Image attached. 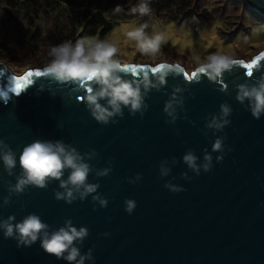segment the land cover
<instances>
[{"label":"water","instance_id":"1","mask_svg":"<svg viewBox=\"0 0 264 264\" xmlns=\"http://www.w3.org/2000/svg\"><path fill=\"white\" fill-rule=\"evenodd\" d=\"M242 1L264 20V0ZM261 52L264 48L249 61L237 60L250 63ZM159 63L128 64L150 70ZM44 67L14 73L0 61V140L17 155L13 176L0 161V220L11 215L19 222L34 213L49 225V231L69 219L78 229L86 227L89 235L76 245L81 254L92 249L94 259L85 264H264V115L255 119L246 109L247 101L242 105L235 98L237 84L255 82L264 75V59L251 76L237 64L216 81L194 75V68L182 73L178 69L164 85L157 82L147 93L143 116H132L124 108L123 118L116 116L112 119L117 123L106 125L90 115L83 99L88 82L59 84L47 77ZM29 72L39 75L17 87L15 78ZM169 101L171 115L163 111ZM225 102L232 108L231 123L222 131L208 128L214 116L219 119ZM225 136L224 159L217 163L221 153L212 152V144ZM37 139L61 140L81 154L95 150L96 156L84 158L93 168L88 182L99 184L97 193L68 204L55 199L54 191L63 189L59 181H50L46 188L29 185L22 194H10L8 182L15 184V174L21 172L19 154ZM189 149L198 163H203L207 150L213 157L212 170H201L199 176L189 170L182 160ZM161 161L171 168L163 178L159 176ZM107 167L112 169L108 176H96L97 170ZM69 171L65 170L64 179ZM182 172L191 179H182ZM136 174L142 179L129 183ZM168 181L185 191L170 192L164 187ZM96 194L108 200L107 207L92 201ZM7 196L11 201L4 205ZM126 199L136 202L131 214L125 211ZM0 264L68 262L45 253L39 239L31 246L17 247V241L5 239L0 230Z\"/></svg>","mask_w":264,"mask_h":264},{"label":"clouds","instance_id":"2","mask_svg":"<svg viewBox=\"0 0 264 264\" xmlns=\"http://www.w3.org/2000/svg\"><path fill=\"white\" fill-rule=\"evenodd\" d=\"M113 14L125 13L142 19L136 24L126 36L135 42L137 50L144 56L156 57L161 51L162 44L166 36L162 31H157L154 23L153 10L149 0H138L131 8L123 9L117 5ZM144 17L148 19L143 20ZM152 29L149 31V29ZM264 54V52H261ZM47 55L49 60L43 71L47 77L59 84L81 85L88 82L86 101L90 115L101 124H108L110 121L115 124L117 120L112 119L116 116L123 118V109H129V114L135 116L140 113L143 116L148 109L145 103L147 93L157 87V82L164 85L169 74L182 73L184 69L175 64L161 62L150 70H145L141 65H129L124 63L117 56L115 44L105 39H96L90 36L82 37L75 41H62L48 47ZM237 59L217 52H210L202 59H198L194 66V75L207 77L210 81H216L222 77L224 72L231 70L237 65ZM253 62V60L251 61ZM136 70L132 71L131 67ZM130 76L131 79L125 78ZM251 76V75H248ZM236 100L242 105L247 101L246 109L251 115L259 120L264 115V75H261L255 82H244L236 85ZM157 91L159 89L157 88ZM5 102H7V96ZM101 101H104L102 104ZM172 103L166 102L163 111L171 115L169 109ZM232 113V108L226 102L220 105V117H213L206 125L208 128H215L222 131L231 121L228 117ZM175 117L171 122H174ZM170 123V121H165ZM225 137H217L212 144V152H219L216 162L220 163L224 159ZM228 151H232L231 148ZM85 155L89 159L96 156L95 150L90 154H81L75 147L65 144L61 140L44 141L34 140L32 143L23 147L19 154V166L21 172L15 174L16 183L8 182V192L10 194H22L29 185L38 188H46L50 181H59V188L63 191H54L56 200H64L72 204L75 200L83 201L90 194L97 193L98 183H89L88 176L93 172L92 166L86 162ZM198 157L194 151L189 149L182 157L187 168L199 176L201 170L207 173L213 168V157L205 150L203 163H198ZM175 163V157L172 158ZM0 161H2L5 171L9 176L14 175L17 166L16 152L3 140H0ZM167 161H161L159 165V176L167 177L171 168L166 167ZM111 164V161H109ZM68 172L64 179L65 170ZM111 167L96 171V176H108ZM182 179H191L187 172L181 173ZM142 179L140 174H136L129 183H137ZM175 179V177H173ZM172 193H179L185 189L179 185L168 181L164 184ZM75 190V191H74ZM75 193H79L77 196ZM11 201L10 196L3 200L4 205ZM92 201L98 202L101 207H107L108 200L101 195H92ZM125 211L131 214L136 208V202L126 199ZM95 210V208L93 209ZM0 230L3 231L5 239L12 238L17 241V247L31 246L40 240V247L43 251L57 259H63L68 264H85L86 260H93L92 249L81 254L77 243L83 241L89 235L86 227L73 226L72 221L66 220L64 226L54 231H49V225L43 222L39 215L30 213L16 222L15 216H8L7 219L0 220ZM105 236L109 233H104Z\"/></svg>","mask_w":264,"mask_h":264},{"label":"rangeland","instance_id":"3","mask_svg":"<svg viewBox=\"0 0 264 264\" xmlns=\"http://www.w3.org/2000/svg\"><path fill=\"white\" fill-rule=\"evenodd\" d=\"M196 3L201 15L196 28L190 22L178 24L154 19L156 30L166 36L156 57L142 55L135 42L126 36L138 24L137 19L119 22L103 37H92L113 42L124 63H178L187 72L210 52L249 61L264 48V20L244 6L242 0H196ZM40 22L38 19L29 24L20 12L0 7V61L12 72L46 66L48 47L58 42L50 35L48 26Z\"/></svg>","mask_w":264,"mask_h":264},{"label":"trees","instance_id":"4","mask_svg":"<svg viewBox=\"0 0 264 264\" xmlns=\"http://www.w3.org/2000/svg\"><path fill=\"white\" fill-rule=\"evenodd\" d=\"M138 0H0V7L21 13L32 24L33 20L47 25L50 35L58 43L76 41L86 36L103 37L122 21L142 19L125 13L113 14L120 5L125 12ZM154 19L190 22L196 28L201 15L196 0H149ZM8 10V9H7ZM148 19L144 17L143 20Z\"/></svg>","mask_w":264,"mask_h":264},{"label":"snow or ice","instance_id":"5","mask_svg":"<svg viewBox=\"0 0 264 264\" xmlns=\"http://www.w3.org/2000/svg\"><path fill=\"white\" fill-rule=\"evenodd\" d=\"M262 59H264V54H260V56H258L255 59H253V62L246 63L244 61H237V64L238 65H241V66H243L245 68L247 75H252L253 74L252 69H254L257 66V64ZM130 67H131V70L132 71H135L136 70L135 67H132V66H130ZM32 75H39V73L38 72L37 73L29 72L27 74V76L24 77V78H20V77L15 78L18 81L17 87H19L20 86V83L24 82L28 77H31Z\"/></svg>","mask_w":264,"mask_h":264}]
</instances>
